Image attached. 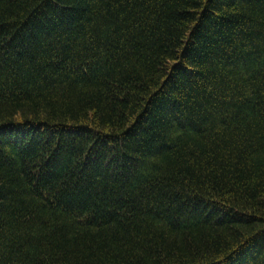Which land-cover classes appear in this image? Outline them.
<instances>
[{"label":"trees","instance_id":"1","mask_svg":"<svg viewBox=\"0 0 264 264\" xmlns=\"http://www.w3.org/2000/svg\"><path fill=\"white\" fill-rule=\"evenodd\" d=\"M0 264H264V0H0Z\"/></svg>","mask_w":264,"mask_h":264}]
</instances>
